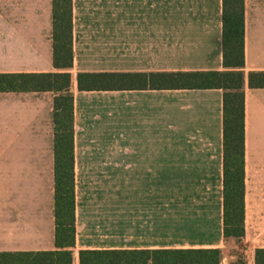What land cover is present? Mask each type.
<instances>
[{
  "label": "crops",
  "instance_id": "1",
  "mask_svg": "<svg viewBox=\"0 0 264 264\" xmlns=\"http://www.w3.org/2000/svg\"><path fill=\"white\" fill-rule=\"evenodd\" d=\"M245 4V236L264 248V0ZM223 0H73L75 244L83 249L225 251L221 88L81 90L85 73L224 71ZM251 10V11H250ZM52 26V25H51ZM53 27V26H52ZM0 142V253L57 249L55 93L6 92ZM10 102V106H8ZM8 120V118H7ZM9 152V153H8ZM230 259H229V258ZM234 255L221 264H235Z\"/></svg>",
  "mask_w": 264,
  "mask_h": 264
},
{
  "label": "trees",
  "instance_id": "2",
  "mask_svg": "<svg viewBox=\"0 0 264 264\" xmlns=\"http://www.w3.org/2000/svg\"><path fill=\"white\" fill-rule=\"evenodd\" d=\"M224 71L162 73H78L81 90L126 88H221L223 97V231L224 237L245 236V4L223 0ZM53 63L73 66V0H52ZM250 87H264V71L249 73ZM71 72H0V93L52 91L55 123L56 243L66 249L0 253V264H72L75 244L74 96ZM220 248L209 249H83L80 264H221ZM264 264V248L255 252Z\"/></svg>",
  "mask_w": 264,
  "mask_h": 264
},
{
  "label": "rangeland",
  "instance_id": "3",
  "mask_svg": "<svg viewBox=\"0 0 264 264\" xmlns=\"http://www.w3.org/2000/svg\"><path fill=\"white\" fill-rule=\"evenodd\" d=\"M51 25L52 0H0V72H14L19 67L44 68L52 39ZM2 96L0 94V142L7 128L5 122L11 123L12 118L10 113L3 112L6 108ZM53 113L54 103L55 133ZM6 154L0 150V158L7 157ZM226 246L225 251L222 249L223 256L234 255L235 264L247 263L243 240L230 239Z\"/></svg>",
  "mask_w": 264,
  "mask_h": 264
}]
</instances>
